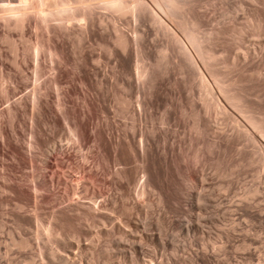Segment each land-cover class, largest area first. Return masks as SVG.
<instances>
[{
  "label": "rangeland",
  "instance_id": "rangeland-1",
  "mask_svg": "<svg viewBox=\"0 0 264 264\" xmlns=\"http://www.w3.org/2000/svg\"><path fill=\"white\" fill-rule=\"evenodd\" d=\"M50 1L47 23L37 8L20 27L18 12L6 11L17 0H0V264H67L63 257L74 264H264V139L221 90L238 94L246 111L264 118V0H179L174 21L153 0H139L147 6L139 19L108 0H84L94 25L82 40L56 34L60 18L79 3ZM149 7L191 49L196 67L174 41L163 59L170 38ZM192 10L220 75L216 85L177 24L192 27ZM114 17L129 36L137 31L138 47L133 39L126 52L115 46ZM67 18L79 32L81 16ZM53 45L63 57L53 55ZM136 64L147 71L143 83ZM199 68L227 110H205ZM76 122L84 129L80 142ZM112 144L124 164L113 159ZM145 144L148 167L154 166L150 189L140 157ZM54 145L65 153L43 166ZM121 167L130 180L116 176ZM22 238L27 247L19 245Z\"/></svg>",
  "mask_w": 264,
  "mask_h": 264
},
{
  "label": "bare ground",
  "instance_id": "bare-ground-1",
  "mask_svg": "<svg viewBox=\"0 0 264 264\" xmlns=\"http://www.w3.org/2000/svg\"><path fill=\"white\" fill-rule=\"evenodd\" d=\"M57 2H61L62 0H56ZM151 2H152V0H150ZM11 2V1H10ZM17 2H18V7H16V6H8L7 8H6V11L7 12H10V13H13V12H18V16H17V26H20V27H23V26H25L26 25V23H28V21H29V19H30V17L32 16L31 15V12H30V10H37V8H39L40 10H38V12H40V14L42 15V19H43V21L44 22H46L47 23V17H46V15H51V14H53V10H52V4H51V1L50 0H36V2L35 3H32V2H30V1H28V0H17ZM76 3L77 2V4L79 3V5H77L78 7H79V9H77V12H73V13H69V14H67L66 16H63V17H61L60 18V21H61V24H59V25H57V27H59L60 28V32L59 31H57L56 30V34H59V35H61V33L62 34H65V35H75L76 37H77V39L78 40H82V39H84V37L86 36V37H89V36H87V35H89V33L91 32V27L94 25V18H93V11L91 10V9H89V10H85L84 8H82V6H83V4H84V0H73V2H71L72 4L73 3ZM87 2V1H86ZM108 2H109V5H110V7L111 8H113L114 10H116V11H119V12H122V11H124L125 9H128V10H126V12L128 13H132V15H134L135 17H137V19H139L140 17H144V12H145V9H146V7L147 6H145V5H143L139 0H108ZM153 2H154V6L155 7H157V10H159V12H162L161 14H163L166 18L168 17L170 20H172V21H174L175 20V18L177 17L176 16V13H175V11H174V8H177V7H179L180 8V6H181V3H180V1L179 0H153ZM91 3H92V1H91ZM9 4V3H8ZM148 6H149V4H148ZM152 6V5H151ZM150 8V7H149ZM5 9V8H4ZM151 9V8H150ZM192 9V8H191ZM151 10H153V9H151ZM178 10V9H177ZM184 11V10H183ZM188 11H186V13H187ZM151 13H152V11H151ZM191 17H190V23H191V26L192 27H188L187 25H185L184 23L182 24V23H178L177 22V24H178V26H179V28L181 29V31H182V33L181 34H184V36H185V38L189 41H187L188 43H190V45H191V48H192V50L194 49L195 50V52H196V55L198 56V59L200 58V60H201V62L200 63H202V65L205 67V70H207L208 72H210L209 73V75L211 76V78L213 79V81L215 82V85L217 84V82H218V80H219V78H220V75L216 72V70H214L213 69V67H212V64L210 63V61L209 60H211L210 58L211 57H213V54H212V52L209 50V49H207L206 47H204L201 43H200V40H199V38H198V35H197V33H196V30L197 29H195V27L199 24V22H200V18H199V16L192 10L191 12ZM126 14V13H125ZM78 16H81V20H83V24L81 23V24H79V26L81 27V29H80V31L78 32V31H74L75 29L73 28V26L70 24V23H66V20L68 19L67 17H70V18H73V19H75V18H77ZM151 16V15H150ZM160 15L158 14L157 15V13H154V10H153V21L155 22V23H157L158 24V27L157 28H159L158 30H159V32L160 31H162V33H163V35L164 36H166L167 35V37H169L170 39H168V41L169 42H167L166 43V45L161 49V52L163 53V59H164V57L166 56V53L167 52H169V48H171V49H173V47H170V44L169 43H171V42H176V43H178L179 44V46L181 47V49H183L184 50V52L187 54V55H189V57L192 59V61H193V63L195 64V67L197 66V62L195 61L194 62V57H193V55L191 54L192 53V51H190V50H187L188 49V47H187V49H186V47H185V44L183 45V43L180 41L181 39H179V36H177L176 35V33H174V31L172 32V30H170L169 28H168V26L166 25V24H169V23H166L163 19H162V17L160 18L159 17ZM104 17V16H103ZM109 17V16H108ZM167 18V19H168ZM109 19V18H108ZM134 19V18H133ZM72 20V19H71ZM79 20V19H78ZM102 20V19H101ZM113 20V23H112V30H113V32H114V36H113V38H111V39H113V41L112 42H114L115 43V46L117 45V47H119L120 49H121V51L123 50L124 52H126L127 51V48H128V44L130 45V42H131V40L133 39V41H134V43L137 45V47H138V45H139V42H138V40H137V38L139 37V34L137 33V31H136V35L134 36V37H132V36H129L128 35V33H127V31H125L124 29H122L119 25H117L116 24V22H117V20L115 19V17H114V19H112ZM116 20V21H115ZM170 20H169V22H170ZM186 20V19H185ZM104 21V20H103ZM111 21V20H110ZM171 21V22H172ZM153 22V23H154ZM78 23V22H77ZM154 23V24H155ZM166 23V24H165ZM47 25V24H46ZM174 25V24H173ZM262 25V24H261ZM174 26H176V25H174ZM53 27H55V26H53ZM170 27V26H169ZM178 28V27H177ZM179 29V30H180ZM78 30V29H77ZM157 30V31H158ZM166 34V35H165ZM55 36H57V35H55ZM106 36V35H105ZM158 36V35H157ZM183 36V37H184ZM110 37V36H109ZM140 37H142V36H140ZM200 37V36H199ZM201 38V37H200ZM54 39V38H53ZM72 39V38H71ZM167 40V39H166ZM184 40V39H183ZM182 40V41H183ZM210 40V39H209ZM208 40V41H209ZM110 41V40H109ZM207 42V41H206ZM50 44H51V42H50ZM172 45L174 46V44L172 43ZM206 45H208V44H206ZM73 46V45H72ZM136 47V46H135ZM141 47V46H140ZM115 49V48H114ZM139 49L140 48H138L137 50L139 51ZM170 49V50H171ZM126 50V51H125ZM168 50V51H167ZM193 50V51H194ZM51 51H52V53H53V55H56V56H58V57H63L62 55H63V51H62V49H60L57 45H53V47L51 48ZM112 51V50H111ZM122 51V52H123ZM173 51V50H172ZM137 52V51H136ZM189 52H191V53H189ZM84 53V52H83ZM119 53V52H118ZM141 53V52H140ZM192 55V56H191ZM245 56V55H244ZM140 57V56H139ZM167 57V56H166ZM193 57V58H192ZM244 58H246V57H244ZM196 59V58H195ZM160 60V59H159ZM199 60V61H200ZM246 60V59H245ZM157 61V60H156ZM141 62V61H140ZM144 64V63H143ZM136 67H134V69L136 68V75H137V78L141 81H139L140 83H143V80H141V78L142 77H144V75L146 76V69H144V70H140V67H139V65L138 64H136L135 65ZM148 66V65H147ZM199 67V66H198ZM148 69V68H147ZM197 69V68H196ZM124 71V70H123ZM199 73H198V78H199V88H200V91H201V94H202V96H201V94H200V96L202 97V100L201 101H203L204 103H205V105H206V108H205V110L206 111H208V109L209 108H215L216 110H218L219 112H220V110L222 111V110H227V109H224V106L220 103V102H216V100H214V98H213V96H212V89H211V86H209V82L205 79L206 77H205V75L203 76L202 74H201V72H200V68L197 70ZM219 71V70H218ZM203 73V72H202ZM197 75V74H196ZM209 76V77H210ZM205 77V78H204ZM128 81V80H127ZM131 82V81H130ZM211 82V81H210ZM124 85H125V83H124ZM218 85H219V83H218ZM126 89H128V87H130L131 86V84L129 85V84H126ZM123 88H125L124 86H123ZM131 88V87H130ZM129 88V89H130ZM139 88V87H138ZM222 90V94H224L223 96L225 97V99H227V100H225V102H229V104H231V107L233 106L235 109H237L236 111H239V113H240V111L243 113V117L245 118V116H246V119L249 121H247L249 124V127L251 128H253V129H255V132H257L259 135H260V137H261V135L263 136V138L262 139H264V118H260V117H258V116H256V115H254V114H251L250 112H251V110H247L246 111V109L247 108H245V106H244V103H243V101L241 100L242 98L240 97V96H238V94H230L229 92H228V90H226V89H224V88H222L221 89ZM124 92V91H123ZM193 95V94H192ZM32 97L35 99L36 98V96L34 95V94H32ZM224 99V98H223ZM204 103L202 104V105H204ZM228 104V105H229ZM124 105V104H123ZM127 105V104H126ZM223 107H222V106ZM205 107V106H204ZM232 107V108H233ZM194 109V108H193ZM211 110V109H210ZM199 112V111H198ZM246 112V113H245ZM248 112V113H247ZM139 113V112H138ZM197 113V112H196ZM216 113H217V111H216ZM200 113H198V115H199ZM241 114V113H240ZM141 115V114H140ZM197 115V114H196ZM197 115V116H198ZM208 115V114H207ZM199 117H200V115H199ZM135 118V117H134ZM198 117H196V119H197ZM200 119V118H199ZM141 120V119H140ZM201 120V119H200ZM199 120V121H200ZM162 122H165V121H162ZM195 122V121H194ZM77 123V122H76ZM199 123L200 122H198V120H196V122H195V127H196V129L197 130H201L200 128H201V125H199ZM133 124V123H132ZM135 124V123H134ZM73 125H75V127H74V132H75V135L77 136V138H76V140L77 141H82L83 140V137H84V129H83V126H82V124L81 123H77V124H73ZM203 125V124H202ZM132 126V125H131ZM73 128V127H72ZM202 129H203V127H202ZM252 129V130H253ZM247 130V129H246ZM101 131V130H100ZM254 131V130H253ZM253 131H251V129H250V131L249 132H253ZM249 134H252V133H249ZM253 134H255V133H253ZM257 134V135H258ZM99 135H102L101 134V132L100 133H98V136ZM97 136V137H98ZM254 136H256V135H254ZM103 136H101V138H102ZM148 137V136H147ZM251 137V136H250ZM253 137V136H252ZM257 137V136H256ZM256 137L254 138V140L257 142V140H259L260 141V139L259 138H257L256 139ZM126 138H128V137H126ZM146 138V137H145ZM103 139V138H102ZM115 139V138H114ZM120 139H118V141H119ZM126 140V139H125ZM124 140V141H125ZM145 140H147V139H145ZM95 141H97V139L95 140ZM103 141V140H102ZM102 141H100L99 140V142L101 143V144H104ZM127 141H128V139H127ZM142 141V140H141ZM149 141V140H148ZM147 141V142H148ZM264 141V140H263ZM106 142V141H105ZM115 142V141H114ZM121 142V141H120ZM122 142H123V140H122ZM261 142V141H260ZM36 143V142H35ZM100 143H98V145L100 144ZM124 143V142H123ZM127 143V142H126ZM131 143V142H130ZM149 143V142H148ZM151 143V142H150ZM259 143V142H258ZM115 144V143H114ZM116 144H119V143H116ZM121 144V143H120ZM262 144V143H261ZM261 144H260V146H261ZM113 145V144H112ZM123 145V144H122ZM129 145V144H128ZM131 145V144H130ZM129 145V146H130ZM146 145L147 144H145V149L142 147L141 149V154H140V152H139V154H140V157H141V161H142V169H143V171L147 174V181L145 182V186L148 188V186H150V184L153 182V180H152V176H151V172H150V169L152 170H154V166L152 165V168H150V166L148 167V159H149V152H148V150H149V148L151 147V146H147V147H149L147 150H146ZM151 145V144H150ZM259 145V144H258ZM100 146V145H99ZM98 146V147H99ZM104 146V145H103ZM128 146V149L129 148H131V147H129ZM259 146V147H260ZM101 147H102V145H101ZM100 147V149H102ZM112 147H114V145L112 146ZM121 147V146H120ZM126 147H127V145H126ZM125 147V148H126ZM132 147L134 148V146L132 145ZM59 148V147H58ZM57 147H56V145H54L53 146V148H51L50 150H48V152H46V154H45V158H44V163L43 164H45V165H43V166H48L49 165V161H52V158L53 157H55L56 155H57V153H65L64 151H61V149L59 148L58 149ZM62 148V147H61ZM106 148V147H105ZM117 148H119V146H115L114 148H113V153H114V156H113V159H115V160H120L119 159V157H118V153H119V151H118V153L116 154V152H117ZM124 148V149H125ZM63 149V148H62ZM124 149H123V147H122V152L124 151ZM132 149V148H131ZM259 149V148H258ZM260 149H264V146H263V148H261L260 147ZM66 151V150H65ZM106 151V150H105ZM125 151H127L126 149H125ZM108 152V151H107ZM107 152H105V153H107ZM120 152H121V149H120ZM121 152V153H122ZM130 153L131 152H134L135 153V149H134V151H129ZM100 153H103V152H101L100 151ZM128 153V152H127ZM262 153V152H261ZM264 153V152H263ZM124 154H125V152H124ZM133 154V153H132ZM137 154V153H136ZM102 156L104 155V156H106L105 154H101ZM113 155V154H112ZM120 155V154H119ZM122 155V154H121ZM128 155V154H127ZM138 155V154H137ZM263 154H261V156H262ZM104 156H103V158H104ZM123 156H126V155H123ZM122 156V157H123ZM85 157V156H84ZM107 158H108V155L106 156ZM121 157V158H122ZM135 157V156H134ZM139 157V156H138ZM139 157V158H140ZM263 157V156H262ZM106 158V159H107ZM165 158H166V156H165ZM264 158V157H263ZM105 158H104V161L106 160ZM113 159H110V160H113ZM124 159H125V157H124ZM109 160V161H110ZM114 160V161H115ZM107 161V160H106ZM106 161L104 162L105 164H106ZM108 161V163H111V162H109ZM123 161H125L126 162V160H123ZM150 161V160H149ZM119 162V161H118ZM120 162L121 163H123L124 164V162H122V160H120ZM152 164L154 163L153 161H152V158H151V161H150ZM82 163V162H81ZM107 163V165H109L110 166V164H108ZM127 163V162H126ZM125 163V164H126ZM85 164V163H84ZM119 165L118 163H117V161H116V163L114 164V165ZM150 164V163H149ZM151 165V164H150ZM43 166H42V168H43ZM84 167H85V165H83ZM156 166V165H155ZM264 166V165H263ZM83 167V168H84ZM108 167V166H107ZM115 167V166H114ZM119 168V167H118ZM78 169H79V167H78ZM80 169H81V167H80ZM82 170V169H81ZM81 170H79V172L81 171ZM87 170V169H86ZM121 170V171H120ZM120 170H117L116 169V171H115V174H116V176H119V178L120 179H122V180H125L124 178H126V177H128V174H127V176L125 175V171H124V173H123V171L122 170H125L124 168H122L121 167V169ZM87 171H89V173H90V171L91 170H87ZM82 172V171H81ZM153 172V171H152ZM83 173H86L85 172V170L83 169ZM106 173V172H105ZM104 173V174H105ZM87 174V178H84L85 179V181L86 180H88L89 178H92V175H91V173L90 174H88V173H86ZM94 174V173H93ZM84 175V174H83ZM82 175V176H83ZM130 175V174H129ZM152 175H153V173H152ZM154 176V175H153ZM83 177H86L85 175L83 176ZM83 177H82V179H83ZM155 178V177H154ZM103 179H105V177L103 178ZM126 179H128V178H126ZM136 179V178H135ZM43 180V179H42ZM128 180H130V177H129V179ZM128 180H126V182L128 181ZM89 181V180H88ZM104 181H106V180H104ZM158 181V180H157ZM42 182V181H41ZM129 182V181H128ZM80 183V182H79ZM84 184H85V182H83ZM88 183V182H87ZM117 183V182H116ZM159 183V182H158ZM76 184V183H75ZM83 184V185H84ZM46 185H48V184H46ZM164 185V184H163ZM77 186H78V183H77ZM85 186V185H84ZM86 186H90V185H87L86 184ZM152 186H154V184L152 185ZM136 187V186H135ZM134 187V188H135ZM146 187H143L142 188V190H141V193H143L142 195H145V193H147V190L148 189H150V188H148V189H146ZM40 188V187H39ZM86 188V187H85ZM90 188V187H89ZM89 188H87V190H89ZM131 188V187H130ZM146 189V190H145ZM75 190V189H74ZM134 190V189H133ZM136 190V189H135ZM138 190V189H137ZM137 190L136 191H134V192H136L137 194H138V192H137ZM159 190V189H158ZM165 191H166V189H164ZM257 190V189H256ZM256 190H253V191H255L256 192ZM258 191V190H257ZM133 191H132V193H134ZM167 192V191H166ZM165 192V193H166ZM90 193V192H89ZM160 193H162V192H160ZM168 194H169V192H168ZM103 195V194H102ZM133 195V194H132ZM166 195V194H165ZM164 196V195H163ZM161 194H160V200H163L164 199V197H163ZM168 196V195H167ZM142 197V196H141ZM144 197V196H143ZM161 197L163 198V199H161ZM165 198H166V196H165ZM107 199V198H106ZM169 199V198H168ZM140 200V199H139ZM141 200H143V199H141ZM165 200V199H164ZM164 200L163 201H161V202H164ZM167 200V199H166ZM103 201V200H102ZM101 201V202H102ZM105 202H106V200H105ZM116 201H114V203H115ZM138 202V201H137ZM140 202V201H139ZM168 202V201H167ZM107 203V202H106ZM137 204H139V203H137ZM100 206H102L101 204H99ZM98 205V206H99ZM107 205V204H106ZM135 205H136V202H135ZM134 205V206H135ZM134 206H132V207H134ZM71 207V206H70ZM74 207V206H73ZM104 207V206H103ZM69 208V207H68ZM106 208V207H105ZM105 208H103V210L105 209ZM108 208V207H107ZM112 208H114V207H112ZM117 208V207H116ZM128 208V207H127ZM140 208V207H139ZM101 209V208H100ZM99 209V210H100ZM121 209V208H120ZM130 209V208H129ZM96 210H98V208L96 209ZM105 210H107V209H105ZM127 210V209H126ZM66 211H67V209H66ZM92 211V210H91ZM68 212H69V210H68ZM72 212V211H71ZM96 212V211H95ZM101 212V211H100ZM79 213V212H78ZM97 213V212H96ZM129 213V212H128ZM131 214V213H130ZM90 215V214H89ZM128 215V214H127ZM105 216V215H104ZM86 218V217H85ZM131 220L132 221V217H128V220ZM128 220H127V222H128ZM53 221V220H52ZM59 222V221H58ZM126 222V223H127ZM145 223V222H144ZM128 224V223H127ZM130 224V223H129ZM138 224V223H137ZM129 226H131V225H129ZM137 226V225H136ZM132 227V226H131ZM52 229V228H51ZM120 229V228H119ZM51 231H53V229L51 230ZM56 231H58V229L56 230ZM129 232V231H128ZM54 233H55V230H54ZM80 233V232H79ZM131 233V232H130ZM129 233V234H130ZM126 234H128V233H126ZM132 234V233H131ZM130 234V235H131ZM53 236V235H52ZM75 236H77V234L75 235ZM128 236V235H127ZM148 236V235H147ZM79 238V237H78ZM122 238V237H121ZM129 238V237H128ZM128 240H130V238L128 239ZM162 241V240H161ZM117 242V241H116ZM28 241L27 240H24L23 238H22V240H21V242H19V245L21 246V247H27V245H28ZM131 243H135L134 241L132 242L131 241ZM131 243H128L129 245H131ZM136 244V243H135ZM113 245V244H112ZM133 246V245H132ZM176 246V245H175ZM172 247L174 248H172L173 249V252H174V250L176 251L177 250V248H175L173 245H172ZM125 248V247H124ZM129 248V247H128ZM129 249H131V251L133 250H135L136 248L135 247H131L130 246V248ZM142 249V248H141ZM125 250V249H124ZM131 251H130V253H131ZM141 251V250H140ZM131 254H135V253H131ZM52 255V254H51ZM94 255V254H93ZM96 255V254H95ZM92 256V255H91ZM131 256V255H130ZM59 257V256H58ZM60 257H62V256H60ZM62 259V258H61ZM65 259H66V261H65ZM67 259H69V262L67 263V264H70L71 262L70 261H72L70 258H68V257H63V260H64V262L63 263H65V262H67ZM91 259V258H90ZM93 260V259H92ZM60 263V262H59ZM61 264V263H60ZM71 264H74V262L72 261V263ZM93 264V263H92Z\"/></svg>",
  "mask_w": 264,
  "mask_h": 264
}]
</instances>
